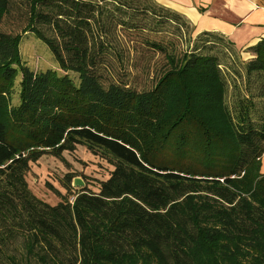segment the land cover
Instances as JSON below:
<instances>
[{
	"label": "trees",
	"instance_id": "obj_1",
	"mask_svg": "<svg viewBox=\"0 0 264 264\" xmlns=\"http://www.w3.org/2000/svg\"><path fill=\"white\" fill-rule=\"evenodd\" d=\"M15 17L0 0V264H264V39L239 49L196 35L157 0H29L20 30L4 31ZM27 33L63 75L22 63ZM79 146L115 167L102 193L68 174L65 194L51 186L60 202L37 198L35 164ZM223 189L242 200L248 234Z\"/></svg>",
	"mask_w": 264,
	"mask_h": 264
},
{
	"label": "rangeland",
	"instance_id": "obj_2",
	"mask_svg": "<svg viewBox=\"0 0 264 264\" xmlns=\"http://www.w3.org/2000/svg\"><path fill=\"white\" fill-rule=\"evenodd\" d=\"M28 3L29 0H12L13 13L16 16V21H14L13 24H5L3 26L4 31L15 29L16 32H18L20 30V27L23 25L22 22L25 19L24 15ZM182 48L185 49L186 45L184 44ZM20 53L22 63L35 73L53 70L59 72L61 75L64 74L60 70L58 63L48 47L30 33L23 36L20 45ZM247 57V55L244 56L245 59ZM224 60L228 65L241 63L239 55H233L232 58L229 56ZM161 62L162 58L157 54L153 61L154 68H160L161 66L157 65ZM70 75L72 78L77 79L75 74ZM19 81L20 74L12 96L13 105L19 104ZM152 84V81L148 80L145 76H140L137 88L139 90H147L151 88ZM114 171V166L110 165L101 157L93 155L87 148L79 146L74 153H63L62 159L55 158L50 154L43 156L39 160V164L36 163L33 167V173L28 176V182L31 191L37 198L47 204L56 205L60 202V197L51 189V186L65 194L66 191L61 187V182L66 181V175L70 174L75 176V178L83 180L92 191L101 194L102 185L111 180ZM72 187L76 188L73 183ZM220 193L223 198V203L233 213L240 232L248 234L252 226L246 216V210L242 200L225 189ZM132 196L145 204L164 203V193L160 188L135 187ZM251 215L257 220L260 219V212L257 209H255Z\"/></svg>",
	"mask_w": 264,
	"mask_h": 264
},
{
	"label": "crops",
	"instance_id": "obj_3",
	"mask_svg": "<svg viewBox=\"0 0 264 264\" xmlns=\"http://www.w3.org/2000/svg\"><path fill=\"white\" fill-rule=\"evenodd\" d=\"M183 15L196 34L216 32L228 37L239 49L264 39V0H157ZM264 174V156L262 158Z\"/></svg>",
	"mask_w": 264,
	"mask_h": 264
},
{
	"label": "water",
	"instance_id": "obj_4",
	"mask_svg": "<svg viewBox=\"0 0 264 264\" xmlns=\"http://www.w3.org/2000/svg\"><path fill=\"white\" fill-rule=\"evenodd\" d=\"M75 187H84L85 183L79 178H75L73 181Z\"/></svg>",
	"mask_w": 264,
	"mask_h": 264
},
{
	"label": "built area",
	"instance_id": "obj_5",
	"mask_svg": "<svg viewBox=\"0 0 264 264\" xmlns=\"http://www.w3.org/2000/svg\"><path fill=\"white\" fill-rule=\"evenodd\" d=\"M74 200H75V199H74V198H72V199H71V202L73 203V202H74Z\"/></svg>",
	"mask_w": 264,
	"mask_h": 264
}]
</instances>
